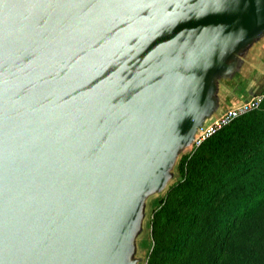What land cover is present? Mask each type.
<instances>
[{"label": "water", "instance_id": "water-1", "mask_svg": "<svg viewBox=\"0 0 264 264\" xmlns=\"http://www.w3.org/2000/svg\"><path fill=\"white\" fill-rule=\"evenodd\" d=\"M261 71L264 0H0V264H145L151 201Z\"/></svg>", "mask_w": 264, "mask_h": 264}, {"label": "trees", "instance_id": "trees-1", "mask_svg": "<svg viewBox=\"0 0 264 264\" xmlns=\"http://www.w3.org/2000/svg\"><path fill=\"white\" fill-rule=\"evenodd\" d=\"M178 168L151 217V237L166 218V239L145 264H264V111L222 126Z\"/></svg>", "mask_w": 264, "mask_h": 264}, {"label": "built area", "instance_id": "built-area-1", "mask_svg": "<svg viewBox=\"0 0 264 264\" xmlns=\"http://www.w3.org/2000/svg\"><path fill=\"white\" fill-rule=\"evenodd\" d=\"M260 109L264 111V89L252 96L249 100L243 101L224 111L218 118L208 124L194 142V148L205 138L212 135L222 126L227 125L236 117L249 111Z\"/></svg>", "mask_w": 264, "mask_h": 264}, {"label": "rangeland", "instance_id": "rangeland-1", "mask_svg": "<svg viewBox=\"0 0 264 264\" xmlns=\"http://www.w3.org/2000/svg\"><path fill=\"white\" fill-rule=\"evenodd\" d=\"M151 204L153 206H155L154 209H153V211H154L157 207H159V205H160V199L158 198L155 201V203L152 200L151 201ZM152 215H153V212H152ZM152 215H151V217H152ZM165 221H167V220L164 217L161 218L160 220H158V223H157V226H156V233H155V236L154 237H151V233H150V235H149V233H147L148 236H146V235L143 236V239H142V247L144 249L142 251V254L143 255H146L147 258L149 257V254L151 252V249H152L153 244L156 243V241L161 240L162 237H163V239H166V235L165 234L168 233V228H167V225H166ZM148 223H149V221H148ZM150 226H151V218H150Z\"/></svg>", "mask_w": 264, "mask_h": 264}, {"label": "crops", "instance_id": "crops-1", "mask_svg": "<svg viewBox=\"0 0 264 264\" xmlns=\"http://www.w3.org/2000/svg\"><path fill=\"white\" fill-rule=\"evenodd\" d=\"M264 71H261L260 73L262 74ZM259 85L261 86V88H264V77H262L259 81Z\"/></svg>", "mask_w": 264, "mask_h": 264}]
</instances>
